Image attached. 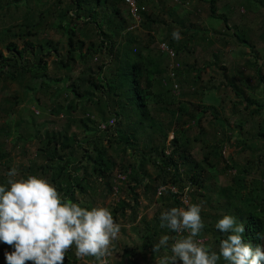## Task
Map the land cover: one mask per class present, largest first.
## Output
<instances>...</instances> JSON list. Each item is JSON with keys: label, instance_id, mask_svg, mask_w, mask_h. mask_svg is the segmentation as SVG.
<instances>
[{"label": "trees", "instance_id": "1", "mask_svg": "<svg viewBox=\"0 0 264 264\" xmlns=\"http://www.w3.org/2000/svg\"><path fill=\"white\" fill-rule=\"evenodd\" d=\"M136 1L138 22L125 0H0V47L7 51L0 49V92L18 85L0 97L5 117L13 118L0 124V182L12 168L6 138L25 125L15 118L17 107L27 96L37 103L40 92L65 122L43 128L47 120L35 123L32 112L27 136L16 132L12 143L37 142L20 177L46 178L66 199L87 197L82 204L89 208L97 196L119 193L107 206L140 241L124 244L117 264H149L168 252L152 248L162 234L176 235L160 227L161 208L184 206L183 194L201 204V238L213 248L224 214L245 224V241L264 244L257 236L264 231V0H225L242 7L239 22L219 0ZM253 13L258 25L249 20ZM49 29L66 37L63 53L60 37L44 38ZM228 45L237 57L230 67L223 59ZM94 58L95 68L85 65ZM228 88L238 100L226 116ZM227 145L236 155H225ZM139 187L157 204L152 216L137 212ZM74 247L67 264H76ZM6 248L0 243V260Z\"/></svg>", "mask_w": 264, "mask_h": 264}, {"label": "clouds", "instance_id": "2", "mask_svg": "<svg viewBox=\"0 0 264 264\" xmlns=\"http://www.w3.org/2000/svg\"><path fill=\"white\" fill-rule=\"evenodd\" d=\"M18 173L16 167L10 168L6 182H0V243L11 249L4 251L5 264H65L73 245L77 257L108 264L110 245L121 231L111 209L89 208L62 197L46 178L32 174L17 178ZM201 211L200 203L184 201V206L160 212V227L176 235L162 234L152 244L154 253L168 249L155 264H264V244L245 241V224L233 214H224L215 223L223 234L218 250L205 243ZM257 236L264 240V231Z\"/></svg>", "mask_w": 264, "mask_h": 264}, {"label": "rangeland", "instance_id": "3", "mask_svg": "<svg viewBox=\"0 0 264 264\" xmlns=\"http://www.w3.org/2000/svg\"><path fill=\"white\" fill-rule=\"evenodd\" d=\"M203 11L200 12L202 15L207 14V4H201ZM220 11V9H219ZM9 22V20H7ZM2 24H0L1 26ZM49 32V33H48ZM54 37V39H58L60 37L61 39V53L64 52L65 49V42H66V37H62V35L60 33L55 32L53 29H49V31H47V34H44V38L45 37ZM161 47L164 48L163 43L160 45ZM0 49L4 52L7 53L5 47L1 46ZM165 49V48H164ZM52 56H48V61L50 62L52 60ZM237 57L234 54V47L231 45H228V48L224 51V55H223V59L225 61V64L230 67L231 62L233 59H236ZM99 62L98 59H90L88 60L85 65H89V66H93L94 68L97 66V63ZM49 70H48V75L51 78H54V69L52 66V63H49ZM77 68H80V66H78ZM209 73L206 72L203 74L204 79H208ZM18 90V85L16 83H12L9 85V88L0 92V97L4 96V95H8V93H16ZM224 95H227V100H226V107H225V111L226 112V116H229L230 113V107L232 106V102H236L238 100V98L236 99V97L233 94V91L230 90V88H228L227 92L223 93ZM39 98V100L37 101V103H34V101H29V96H27L26 101L21 103L17 108H18V113L15 115V118H17L18 116H20L22 119H24L25 121V125L22 129V127H20V129H16L17 133H24L27 136V130H26V126H28V124H32V121L29 117H32V112L34 113L33 117L35 119V123H42V121L44 122V120H47V123L43 126V128H49L50 126H53L54 128H59L60 126L64 125L65 119L63 116H54L53 114H51L49 112V107L51 106V97L48 95H44L42 93H37L35 95ZM14 117V116H13ZM11 120L13 119L12 117H5V113L3 112V110L0 108V124L4 121V120ZM234 119H231L230 121H232ZM13 121V120H12ZM49 121H53L54 123L52 125L49 124ZM205 121V119H204ZM205 127H207V129L210 127L208 125V123L204 122ZM34 123V124H35ZM72 130H76L77 127L76 126H72L71 127ZM28 129V127H27ZM16 132H14L13 137L10 136V138H6V140H8V142H6L7 145V150H10L11 152V156H12V160H11V166L12 167H16L17 169L20 167V164H27L28 160L30 158H33V156H35V150L37 147V142L35 139L32 140H28V141H19L18 145H12L14 139L16 138ZM173 136L172 132L169 135V138H171ZM234 138L232 137L233 141ZM236 151L237 149L235 147H233L232 145H227L226 149H225V155H230V154H234L236 155ZM244 156V153L242 154ZM242 155L240 156V158H242ZM197 156L199 157L200 155ZM117 162H120L119 159L117 158ZM114 175L120 176V174L117 172V170L114 172ZM122 177V176H121ZM17 178H20V172L18 173ZM138 192L140 194V209L137 211L139 212V215H141L142 213H147L148 216H152L156 209H157V204L155 203L153 205V203L151 202V204H149V200L147 197L144 196V194L141 192L142 188L139 187ZM175 190V189H174ZM125 193H121V196L124 197ZM158 195V194H157ZM120 194L119 193H112L109 196H107L105 199H101L99 198V196H95L96 200L94 202V206H106L109 204H113L115 203L118 199H119ZM80 197V198H79ZM79 198V203H84L85 200H88L87 197H82V196H78ZM183 198V202L187 201L185 198V195L183 194L182 196ZM156 199V198H155ZM161 210H164V208H161ZM121 224V231L118 234V237L112 242V244L110 245V256L107 257L108 259V264H117V261H119L121 259L122 256V248L123 245H131L132 242H139V235L136 233L135 229L132 227V224L130 222H120ZM204 241L205 239L202 238ZM5 250H11L9 248H6ZM4 250V251H5ZM72 250L74 251V255H75V247L74 249L72 248ZM75 261L76 264H93L95 261L92 257H77L75 255ZM66 257H65V264H67ZM142 264L143 261H141ZM0 264H5V259H4V255L3 258L0 260ZM27 264H31V262H27ZM147 264V263H146ZM149 264H155V260H151Z\"/></svg>", "mask_w": 264, "mask_h": 264}, {"label": "crops", "instance_id": "4", "mask_svg": "<svg viewBox=\"0 0 264 264\" xmlns=\"http://www.w3.org/2000/svg\"><path fill=\"white\" fill-rule=\"evenodd\" d=\"M224 1L225 0H219V2H218V5H220L219 8L221 10L226 11V13L231 18H233L234 20H236L237 22H239V20L241 18V13L243 11L242 7L238 8V6H231L230 4L227 5V4H225ZM235 4L238 5V3H235ZM254 9H255V7H254ZM249 20L251 21V24L252 25H256V24L258 25V22H259L260 19L257 18V17H255V15L253 13V17L252 18L250 17Z\"/></svg>", "mask_w": 264, "mask_h": 264}, {"label": "built area", "instance_id": "5", "mask_svg": "<svg viewBox=\"0 0 264 264\" xmlns=\"http://www.w3.org/2000/svg\"><path fill=\"white\" fill-rule=\"evenodd\" d=\"M174 1H177V0H174ZM125 2L127 3L128 7L130 8V11L132 12V14L134 15L135 17V20L138 22L140 20V16L138 14V7H137V1L136 0H125ZM164 48L167 49L169 51V53L171 55H173V51L171 49H168V47L163 44ZM160 191H158L159 193ZM186 200H187V197L185 196ZM183 200V198H182Z\"/></svg>", "mask_w": 264, "mask_h": 264}]
</instances>
